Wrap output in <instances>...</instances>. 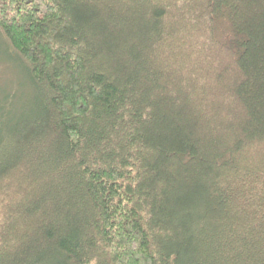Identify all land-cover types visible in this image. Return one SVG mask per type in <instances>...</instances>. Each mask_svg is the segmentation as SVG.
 <instances>
[{
	"label": "trees",
	"instance_id": "1",
	"mask_svg": "<svg viewBox=\"0 0 264 264\" xmlns=\"http://www.w3.org/2000/svg\"><path fill=\"white\" fill-rule=\"evenodd\" d=\"M0 264H264V0H0Z\"/></svg>",
	"mask_w": 264,
	"mask_h": 264
},
{
	"label": "rangeland",
	"instance_id": "2",
	"mask_svg": "<svg viewBox=\"0 0 264 264\" xmlns=\"http://www.w3.org/2000/svg\"><path fill=\"white\" fill-rule=\"evenodd\" d=\"M15 74H16V71H15Z\"/></svg>",
	"mask_w": 264,
	"mask_h": 264
}]
</instances>
